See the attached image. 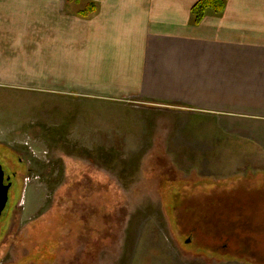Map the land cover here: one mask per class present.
<instances>
[{"label": "rangeland", "instance_id": "1", "mask_svg": "<svg viewBox=\"0 0 264 264\" xmlns=\"http://www.w3.org/2000/svg\"><path fill=\"white\" fill-rule=\"evenodd\" d=\"M167 106L0 89V264H264V156L174 145Z\"/></svg>", "mask_w": 264, "mask_h": 264}, {"label": "crops", "instance_id": "2", "mask_svg": "<svg viewBox=\"0 0 264 264\" xmlns=\"http://www.w3.org/2000/svg\"><path fill=\"white\" fill-rule=\"evenodd\" d=\"M198 1L0 0V89L172 104L199 119L172 124L174 145L202 155L214 137L264 156V0H225L195 24Z\"/></svg>", "mask_w": 264, "mask_h": 264}, {"label": "trees", "instance_id": "3", "mask_svg": "<svg viewBox=\"0 0 264 264\" xmlns=\"http://www.w3.org/2000/svg\"><path fill=\"white\" fill-rule=\"evenodd\" d=\"M225 5V0H199L191 8V16L193 23L197 24L203 18L207 10H212L214 13H220ZM96 5L93 2H89L85 9L80 13L87 16L94 12Z\"/></svg>", "mask_w": 264, "mask_h": 264}, {"label": "flooded vegetation", "instance_id": "4", "mask_svg": "<svg viewBox=\"0 0 264 264\" xmlns=\"http://www.w3.org/2000/svg\"><path fill=\"white\" fill-rule=\"evenodd\" d=\"M0 174H1V177H2L0 185H1V187L6 188L8 205H9V189H10L11 175L9 174V172L6 169V167H4V165L2 164L1 161H0ZM2 216L3 215H0V223L2 221Z\"/></svg>", "mask_w": 264, "mask_h": 264}, {"label": "water", "instance_id": "5", "mask_svg": "<svg viewBox=\"0 0 264 264\" xmlns=\"http://www.w3.org/2000/svg\"><path fill=\"white\" fill-rule=\"evenodd\" d=\"M1 174H0V182H1ZM8 207V199L6 188L1 187L0 185V215H3Z\"/></svg>", "mask_w": 264, "mask_h": 264}]
</instances>
